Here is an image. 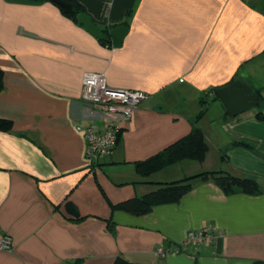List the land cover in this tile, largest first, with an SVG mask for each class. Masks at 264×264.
<instances>
[{
	"label": "crops",
	"instance_id": "0c3cea01",
	"mask_svg": "<svg viewBox=\"0 0 264 264\" xmlns=\"http://www.w3.org/2000/svg\"><path fill=\"white\" fill-rule=\"evenodd\" d=\"M76 2L102 32L126 25L121 44L98 39L50 0H0V119L10 121L0 129V229L12 240L0 264H112L118 255L142 264H264V0ZM87 71L148 94L94 164L76 129L90 122L80 100ZM234 80L259 102L232 118L214 96ZM192 126L207 144L201 161L142 173L138 162ZM205 171L251 178L258 191L227 194L196 177L177 202L140 214L113 207ZM201 228L215 241L173 251ZM159 246L172 251L156 256Z\"/></svg>",
	"mask_w": 264,
	"mask_h": 264
},
{
	"label": "built area",
	"instance_id": "2783aa9c",
	"mask_svg": "<svg viewBox=\"0 0 264 264\" xmlns=\"http://www.w3.org/2000/svg\"><path fill=\"white\" fill-rule=\"evenodd\" d=\"M213 92L208 95L211 97ZM148 97L139 89H119L109 87L101 72L87 71L82 76L80 100L87 110L86 126L78 124L76 129L83 133L86 141L85 154L90 164L108 154L118 143L124 123L132 117L134 111ZM103 121L99 129L96 121ZM216 234L208 228L191 231L173 251L184 252L188 247L194 250L203 242H214ZM12 248L11 238L0 229V250L9 251ZM172 250L159 246L156 256H163Z\"/></svg>",
	"mask_w": 264,
	"mask_h": 264
},
{
	"label": "trees",
	"instance_id": "16d2710c",
	"mask_svg": "<svg viewBox=\"0 0 264 264\" xmlns=\"http://www.w3.org/2000/svg\"><path fill=\"white\" fill-rule=\"evenodd\" d=\"M62 2L72 5L75 12L83 11L76 0H61ZM57 5V4H56ZM63 12V9L57 5ZM76 21L75 16L65 13ZM104 33L106 31H103ZM2 90V72L0 70V92ZM214 99H217L214 96ZM202 109L199 111L198 118L201 117L205 110L206 102L201 100ZM10 128V121L0 119V129L8 130ZM207 151V144L199 127L192 126L188 134L181 137L177 141L168 145L157 154L150 158L137 163V167L142 170L145 175L154 171L157 168L173 164L179 160L190 158L201 161ZM212 179L225 193H234L242 191L245 193H255L258 191L256 182L248 177H238L228 172L223 171H205L191 176L184 177L179 180L157 183L158 187L140 198L127 200L117 206L132 213L140 214L148 212L153 206L162 203H174L190 189V181L193 178ZM67 203L66 208L75 218H78V212L74 206ZM112 207V208H113ZM112 264H142L128 261L122 256L118 255L113 260ZM253 264H263L262 262H254Z\"/></svg>",
	"mask_w": 264,
	"mask_h": 264
},
{
	"label": "water",
	"instance_id": "95a60500",
	"mask_svg": "<svg viewBox=\"0 0 264 264\" xmlns=\"http://www.w3.org/2000/svg\"><path fill=\"white\" fill-rule=\"evenodd\" d=\"M59 5L65 13L75 16L76 21L84 26L92 35L98 39L110 42L113 46L121 44L128 28L126 25L114 26L106 33L100 31L92 20L83 11L75 12L72 5L62 2L61 0H50ZM217 99L221 102L225 111L230 117L258 105V95L253 90L239 80H234L229 84L219 87L215 90Z\"/></svg>",
	"mask_w": 264,
	"mask_h": 264
}]
</instances>
